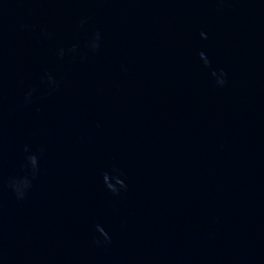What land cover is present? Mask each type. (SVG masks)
<instances>
[{
    "label": "water",
    "instance_id": "1",
    "mask_svg": "<svg viewBox=\"0 0 264 264\" xmlns=\"http://www.w3.org/2000/svg\"><path fill=\"white\" fill-rule=\"evenodd\" d=\"M0 264H264V0H0Z\"/></svg>",
    "mask_w": 264,
    "mask_h": 264
},
{
    "label": "clouds",
    "instance_id": "2",
    "mask_svg": "<svg viewBox=\"0 0 264 264\" xmlns=\"http://www.w3.org/2000/svg\"><path fill=\"white\" fill-rule=\"evenodd\" d=\"M204 34V33H201ZM96 39L99 40V35L97 34ZM99 47V44L95 46V48L97 49ZM225 83V80L220 82V86H223V84ZM32 96V92L30 91L29 93H27L26 97H25V102H30V98ZM105 239H107V236H105Z\"/></svg>",
    "mask_w": 264,
    "mask_h": 264
}]
</instances>
